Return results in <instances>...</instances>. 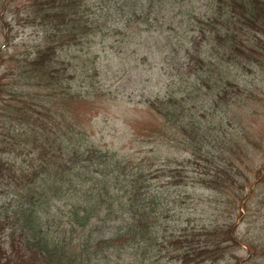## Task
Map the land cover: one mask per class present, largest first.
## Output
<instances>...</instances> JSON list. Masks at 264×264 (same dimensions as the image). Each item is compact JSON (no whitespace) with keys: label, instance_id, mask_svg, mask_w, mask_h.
Returning <instances> with one entry per match:
<instances>
[{"label":"trees","instance_id":"obj_1","mask_svg":"<svg viewBox=\"0 0 264 264\" xmlns=\"http://www.w3.org/2000/svg\"><path fill=\"white\" fill-rule=\"evenodd\" d=\"M201 1L205 10H196ZM18 11L37 34L16 70L0 77V183L8 182L0 201V264H220L241 248L233 224L167 234L164 220L175 202L161 195L173 187L235 194L238 171L227 157L216 162L214 150L243 157L254 143L247 129L235 137L225 118L238 120L234 111L244 108L242 73L264 69V0H27ZM114 43L150 54L161 47L181 64L165 96L143 102L152 119L130 140L137 145L147 136L153 146L190 157L172 170L154 163L150 177L169 181L166 187L151 184L139 161L96 145L86 124L100 100L88 82L102 67L95 55ZM130 55L138 60V52ZM79 60L92 65L82 75ZM244 247L249 260L264 264V250Z\"/></svg>","mask_w":264,"mask_h":264},{"label":"rangeland","instance_id":"obj_2","mask_svg":"<svg viewBox=\"0 0 264 264\" xmlns=\"http://www.w3.org/2000/svg\"><path fill=\"white\" fill-rule=\"evenodd\" d=\"M26 2L27 0L0 2V19L3 24L0 23V55L3 58H0V61L5 60L0 66V77L2 78L5 73L16 70L17 58L21 57L20 55H25L27 46H34L37 33L35 29L26 24L23 12L18 11L24 7ZM205 2L201 1L195 9L205 10V8H199ZM3 4L8 8L2 10ZM5 27L6 29H4ZM114 45H116L114 50L104 48L95 55L97 63L102 64V67L97 70V78L94 81L88 80V82H93L96 85L100 100L95 98V105L91 106L89 112L92 121L86 124L89 128L93 127L96 145L100 143L99 146L116 152L120 157L139 161L136 163V167H142L145 170L151 184L157 187H166L169 181L150 177L157 166H154V163L165 162L171 165L170 170H172L176 164L183 161L186 163L185 161L190 157L182 150L180 152L169 146H153L152 143H149L151 138L147 136L139 138L141 143L137 145L130 144V140L136 129L144 134L143 125L152 119L149 109L143 102L158 94L161 97L165 96L166 89L169 88L168 83L171 82L174 86V81L178 82L175 74L179 72L181 64L175 58L171 60L170 56L166 59L164 52V54L158 52L161 47L160 49L156 48V52L150 54L143 48L130 47L131 52H128L118 43H114ZM165 46L166 44L163 45L162 50ZM120 49L124 51L122 54L118 53ZM96 51L98 50L96 49ZM132 52H138L137 61L130 62ZM174 52L175 57L181 59L179 48H176ZM146 57H148L147 60H145ZM82 61H78L81 65L77 69L81 75L83 71L86 72V68L92 66L91 63ZM84 65L87 67L84 68ZM244 74L242 73L239 81L240 89L243 91L239 96L241 99L242 97L245 99L242 102L244 108L234 111L240 117L238 120H235L233 114H227L225 119L231 121V124L228 121H225V124L228 129L236 130L235 137L241 134V138L242 131L244 134L247 129L246 132L249 133L250 140L254 143L252 146L249 145L250 150L243 157H239V154L230 156V152L228 149L226 150L227 147L222 153L221 149L214 150L218 151L216 152L217 156L220 155V159L217 158L216 162L224 161L227 157L229 163L234 164V169L238 171L235 175V179L238 181L235 194L230 198H225L195 187V189L188 188L187 191L173 187L168 192L162 189L163 195H161L162 200L167 198L169 202H175V210L164 220V230L169 235L170 231L186 227H195L198 231L217 226L224 228L230 224L237 227L235 237L241 248H234L232 254L229 252L226 260L220 264H257L256 260H249L251 256L248 254L247 248L244 247V242L256 245L260 253L264 250V69L251 66L250 71H246ZM7 82L10 81L4 80L3 83ZM88 82H84L83 86L88 87L90 85ZM88 88L90 92L95 89L93 86ZM247 107L250 108L248 111L245 109ZM247 112L249 114L245 115ZM147 135L149 134L147 133ZM226 139H231V137ZM223 143L227 144L228 142ZM140 152H144V154ZM204 157L207 155L204 154ZM140 163L145 166H138ZM23 183L21 187H23ZM7 190L8 182L0 183V201L7 196ZM243 197L244 200L240 202V198ZM234 203L241 207L240 210L235 211L231 208ZM10 223H15L13 217H11ZM15 234L16 243L19 248H22V234L19 230ZM233 254L238 260L231 258ZM164 263V261L161 262V264Z\"/></svg>","mask_w":264,"mask_h":264}]
</instances>
